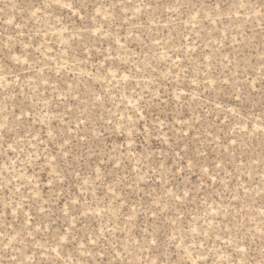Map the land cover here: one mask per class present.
<instances>
[{
  "label": "rangeland",
  "instance_id": "374dc122",
  "mask_svg": "<svg viewBox=\"0 0 264 264\" xmlns=\"http://www.w3.org/2000/svg\"><path fill=\"white\" fill-rule=\"evenodd\" d=\"M0 264H264V0H0Z\"/></svg>",
  "mask_w": 264,
  "mask_h": 264
},
{
  "label": "snow or ice",
  "instance_id": "6c2138e0",
  "mask_svg": "<svg viewBox=\"0 0 264 264\" xmlns=\"http://www.w3.org/2000/svg\"><path fill=\"white\" fill-rule=\"evenodd\" d=\"M153 243H155V241H153Z\"/></svg>",
  "mask_w": 264,
  "mask_h": 264
}]
</instances>
